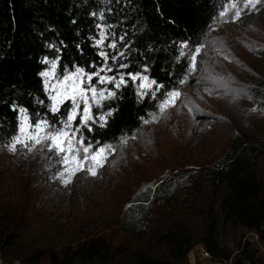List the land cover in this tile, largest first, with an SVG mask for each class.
Here are the masks:
<instances>
[{"label":"trees","instance_id":"1","mask_svg":"<svg viewBox=\"0 0 264 264\" xmlns=\"http://www.w3.org/2000/svg\"><path fill=\"white\" fill-rule=\"evenodd\" d=\"M244 3L246 0H0V144L11 142L18 134L20 108L27 110L32 124L44 119L50 128L63 127L72 104L67 100L59 112L51 113V95L45 77L39 75L49 67L41 63L47 58L59 61V76L78 68L87 76L102 67L113 68V72H101L112 76L117 65L125 63L129 65L122 70L125 73L148 75L164 85L158 90L152 86L142 97L139 80L129 81L127 87L116 90V98L102 100V109L93 107V114L115 111L108 117L107 127L85 132V137H91L94 144L99 141L101 146L119 147L158 113L167 92L195 82L194 71H190L195 50L233 10L243 9ZM258 29L264 33L263 28ZM253 33L248 48L255 65L237 84L234 96L246 98L264 111V37ZM101 39L104 44H97ZM100 52L109 54L106 65ZM117 52L124 55L113 61ZM152 92L155 97L149 98ZM260 164L264 165V134L238 128L215 158L185 164L140 183L122 208L116 229L89 234L61 248L19 244L12 258L6 252L1 255L8 264H185L190 250L201 243L213 256L229 258L234 249L220 241L217 208L224 225L256 230L264 245ZM159 206L164 209L154 221ZM0 228V237L9 242L11 231L2 224ZM146 236L149 243L142 242ZM235 246L238 252L233 264H264V254L248 239L240 237ZM0 264L4 263L0 260Z\"/></svg>","mask_w":264,"mask_h":264},{"label":"rangeland","instance_id":"2","mask_svg":"<svg viewBox=\"0 0 264 264\" xmlns=\"http://www.w3.org/2000/svg\"><path fill=\"white\" fill-rule=\"evenodd\" d=\"M244 9L233 10L198 48L194 54L195 82L178 90L180 96L173 103L164 108L160 106L158 113H154L133 138L107 150V159L97 168L95 176L79 171L66 184L68 173L61 176L66 166L47 150L51 142L43 141L45 134L54 128L39 132L42 143L36 144L28 138L37 134L35 124L22 113L21 124L25 131L19 128L15 137L23 142L16 145L15 151L10 150L15 137L9 143L0 144V224L13 235L9 242L0 237L1 262L9 263L1 252L12 258L19 244L61 248L89 234L116 229L122 208L140 183L158 179L185 164H200L215 158L238 128L264 134V111L256 109L250 100L234 96L237 84L245 80L255 65L248 48L253 32L264 37L258 29L264 30V6L260 10ZM237 11L241 13L239 17L235 15ZM45 71L53 70L49 65ZM70 73L73 72L65 75ZM65 75L59 76L56 67L53 75L45 78L51 97L57 96L52 103L59 108L70 100L67 96L75 95L76 102L83 108L79 87L75 91L73 88L79 85V79L86 81V74L83 72L74 80L62 83ZM150 82L149 79L144 83L150 85ZM147 90L140 89L141 92ZM97 100L101 103L103 99L97 96ZM89 103L92 111L96 101L90 99ZM259 175L264 179L263 164H260ZM163 209V206L157 207L154 221ZM217 215L220 241L234 247L249 230L243 225H224L219 208ZM142 242L149 243V237H144ZM200 246L205 247L197 243L193 248L196 255ZM189 257L185 264H189Z\"/></svg>","mask_w":264,"mask_h":264},{"label":"snow or ice","instance_id":"3","mask_svg":"<svg viewBox=\"0 0 264 264\" xmlns=\"http://www.w3.org/2000/svg\"><path fill=\"white\" fill-rule=\"evenodd\" d=\"M264 4V0H246V3L243 4L244 8H252L256 9L258 5ZM235 7V5H233ZM235 15L239 17L241 15L240 11L235 12ZM123 39V38H121ZM97 44H104V40L101 39L97 41ZM112 49H117L116 44L110 45ZM195 51H199L196 49ZM123 53L117 52V54L113 55L111 59L116 61L119 57L123 56ZM99 56L103 61L106 62L109 59V54L105 52H100ZM59 61H50L45 58L41 63L50 65L52 68V72L50 71H41L39 75L41 77H51L57 67V63ZM191 69L190 71H194L196 67V56L192 55L191 60ZM95 67V65H93ZM129 67L128 64L119 63L115 69L116 74L112 76L101 75V72H113V68L111 67H102L98 70L92 72L91 74H87L86 81L84 79H79V85H74L73 91L76 90V87H79V95L83 101V108L81 105L76 102L77 97L75 95L67 96L66 99H70L72 101V105L66 115V121L63 124V127L60 129H53L50 133H46L43 137V141H50L51 143L47 145V150L53 152V154L60 158L59 162L65 165L64 172L61 173L63 177L65 173H68V179L64 182L70 183L71 177L74 176L79 171H87L91 175H97V168L103 166V162L106 161L107 157L105 155L107 150L112 148V145L101 146L99 145V141L95 144L92 141L91 137H85V132L94 133L98 129H103L107 127L108 117L113 116L114 109L107 111L106 114L99 113L93 114L91 109L92 105L89 103V100L96 101V108L102 109L103 105L97 100V96L100 98L107 100L108 98H116L117 91L122 89V87H127L129 81L136 82L140 80L139 84L140 89H150L151 86H155L156 89L163 88L164 85L158 84L155 79H152L150 85L144 83L149 81L148 75H141L140 73H125L124 69ZM144 72H147L148 69H143ZM84 70L82 68H78L76 72L67 74L63 77L62 83H66L67 81L74 80V77H78L79 74L83 73ZM127 76V79H126ZM96 80V83H93V80ZM48 81L45 80V87H47ZM86 85V86H84ZM97 85H112V88L100 87L98 89ZM115 89V90H113ZM107 94V95H106ZM148 91H142L140 95L143 97L148 95ZM59 95V93L57 94ZM166 95L170 98L165 101V104L161 105V108L166 107L168 104L174 102L175 99L179 98V91H171L167 92ZM155 93L152 92L149 98H154ZM51 99L53 101L57 100V96H52ZM43 103V101H40ZM16 108L13 106V111ZM19 111L21 113H25L27 110L24 108H20ZM51 113L55 114L60 111V109L53 104L51 107ZM79 118V123H76ZM24 120L27 121V116L24 117ZM147 123V121H145ZM75 125V126H74ZM95 125V127H93ZM51 127L47 120L41 119L35 124V128L37 129V134L33 136H29L30 140L35 141L36 144H41L42 139L39 137V132L43 131L45 128ZM20 131L24 132L25 127L24 124H21ZM78 137V138H77ZM15 143L11 146V151L16 150V145L22 143L20 137L14 138ZM87 140V143L85 142ZM27 147V145H25ZM93 148L96 150L93 151Z\"/></svg>","mask_w":264,"mask_h":264},{"label":"built area","instance_id":"4","mask_svg":"<svg viewBox=\"0 0 264 264\" xmlns=\"http://www.w3.org/2000/svg\"><path fill=\"white\" fill-rule=\"evenodd\" d=\"M248 233L242 236L243 240L248 239L253 247L258 248L259 252L264 254V245L260 239V235L256 230L248 229ZM234 252L233 255L238 252L236 246L233 247ZM190 256L189 264H233V255L229 258L215 257L213 254L205 247L200 246L197 255L195 254V250L191 249L188 253ZM197 258V260H196Z\"/></svg>","mask_w":264,"mask_h":264}]
</instances>
